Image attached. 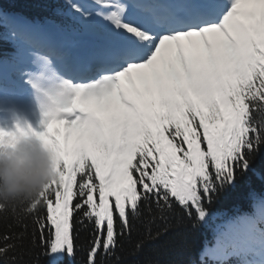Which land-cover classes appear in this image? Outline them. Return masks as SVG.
<instances>
[{
  "label": "snow or ice",
  "instance_id": "obj_1",
  "mask_svg": "<svg viewBox=\"0 0 264 264\" xmlns=\"http://www.w3.org/2000/svg\"><path fill=\"white\" fill-rule=\"evenodd\" d=\"M0 39L22 85L0 73V115L27 108L45 127L0 129V148L35 138L54 173L33 201L0 205L33 226L0 233V264L25 241L66 264L77 223L85 264H126L140 217L131 256L165 238L169 213L203 220L217 186L264 182V0H62L44 19L0 11Z\"/></svg>",
  "mask_w": 264,
  "mask_h": 264
},
{
  "label": "trees",
  "instance_id": "obj_2",
  "mask_svg": "<svg viewBox=\"0 0 264 264\" xmlns=\"http://www.w3.org/2000/svg\"><path fill=\"white\" fill-rule=\"evenodd\" d=\"M60 3L62 0H0V11L44 19L51 17ZM12 51L11 45L0 39V57H8ZM261 153L264 155V146ZM202 210L205 211L203 220L198 218L195 209L191 218L181 219L179 209L169 213V232L165 238L131 256L133 245L150 223L147 215L137 219L132 237L125 238L120 248L126 264H264V182L254 180L251 185L217 186L203 201ZM159 215L157 212L156 216ZM24 225L30 234L31 217L23 213L13 216L11 212L0 215V233H19ZM151 227L155 231L161 227V221L157 219ZM90 238V227L77 223L78 254L66 264H85ZM15 255L19 264H41V250L27 241Z\"/></svg>",
  "mask_w": 264,
  "mask_h": 264
},
{
  "label": "clouds",
  "instance_id": "obj_3",
  "mask_svg": "<svg viewBox=\"0 0 264 264\" xmlns=\"http://www.w3.org/2000/svg\"><path fill=\"white\" fill-rule=\"evenodd\" d=\"M53 175L50 154L35 138L0 148V205L33 201Z\"/></svg>",
  "mask_w": 264,
  "mask_h": 264
},
{
  "label": "rangeland",
  "instance_id": "obj_4",
  "mask_svg": "<svg viewBox=\"0 0 264 264\" xmlns=\"http://www.w3.org/2000/svg\"><path fill=\"white\" fill-rule=\"evenodd\" d=\"M25 59H27V55H25ZM165 59H170L168 54L165 55ZM2 69L12 70L13 68L8 67L7 65L1 67ZM16 70V69H13ZM17 76V75H15ZM28 96V92H24V97ZM116 105L113 104L109 111H115ZM107 115V113H105ZM17 124L19 127L24 129L25 131L28 128V125H31L32 129L37 132H41L45 130L43 117H37L33 111L25 108L23 111H20L18 114H4L0 116V129L5 131H15ZM61 127V139H62V126Z\"/></svg>",
  "mask_w": 264,
  "mask_h": 264
},
{
  "label": "bare ground",
  "instance_id": "obj_5",
  "mask_svg": "<svg viewBox=\"0 0 264 264\" xmlns=\"http://www.w3.org/2000/svg\"><path fill=\"white\" fill-rule=\"evenodd\" d=\"M8 79H9V78H6V80H5L6 83L8 82ZM11 80L13 81V79H11ZM14 85H15V83H14ZM20 88H21V87H18V89H20Z\"/></svg>",
  "mask_w": 264,
  "mask_h": 264
}]
</instances>
